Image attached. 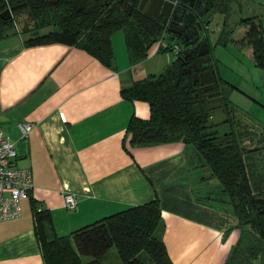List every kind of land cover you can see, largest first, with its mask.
Instances as JSON below:
<instances>
[{"label": "crops", "instance_id": "crops-1", "mask_svg": "<svg viewBox=\"0 0 264 264\" xmlns=\"http://www.w3.org/2000/svg\"><path fill=\"white\" fill-rule=\"evenodd\" d=\"M239 1L264 28V0ZM31 37L0 40V129L14 143L13 164L29 168L32 181L20 200L21 215L0 221V264L42 262L32 200L50 212L56 235L64 237L156 197L158 235L172 264H225L240 229L232 210L203 201L211 175L192 148L181 141L128 143L129 118L148 119L150 108L146 101L124 99L121 89L158 75L176 55L163 53L155 41L145 58L133 62L118 30L106 66L62 41L26 44ZM21 123L32 124L26 137ZM67 192L77 200L73 209L63 206Z\"/></svg>", "mask_w": 264, "mask_h": 264}, {"label": "trees", "instance_id": "trees-1", "mask_svg": "<svg viewBox=\"0 0 264 264\" xmlns=\"http://www.w3.org/2000/svg\"><path fill=\"white\" fill-rule=\"evenodd\" d=\"M217 0H204V15L214 9ZM204 19V18H203ZM206 20V19H205ZM47 26L54 28L38 33ZM207 22L200 28L206 29ZM33 37L26 44L62 41L78 46L92 54L104 65L113 59L111 36L122 30L130 59L140 61L151 44L166 33L161 19L138 9L112 8L102 11L98 6L80 0H66L55 15H38ZM236 31V33H235ZM188 34V40L194 35ZM200 37L187 46L188 55L176 54L158 75L134 81L121 89V96L129 101L148 102L150 115L140 119L132 115L126 126L130 146H147L181 141L190 146L201 167L210 171L221 184L224 202L231 205L240 237L225 264H264V144L252 141V130H234L218 134L208 132L207 121L216 102L226 106L227 123L232 124L225 99L209 101L221 96L220 79L211 69L212 88L194 81L186 70L195 60ZM238 52L251 58L255 67L264 70V28L257 16L236 23L225 36ZM184 48V47H183ZM162 50H168L162 48ZM259 141V139H256ZM34 233L40 247V264H104L108 250L115 247L121 264H172L166 247L158 235L162 225L159 199L129 207L82 227L68 236L58 237L51 214L38 210L31 201ZM253 233L260 238L258 244Z\"/></svg>", "mask_w": 264, "mask_h": 264}, {"label": "rangeland", "instance_id": "rangeland-1", "mask_svg": "<svg viewBox=\"0 0 264 264\" xmlns=\"http://www.w3.org/2000/svg\"><path fill=\"white\" fill-rule=\"evenodd\" d=\"M215 6L209 13L203 15L207 27L200 30L199 37L208 44L211 59L205 65L211 68L221 81L218 91L227 103L232 124L223 121L210 125L207 130L221 134L229 132L232 127L234 130L249 129L252 130V141L261 146L264 144V78L259 74V68L254 66L251 58L238 52L230 43L226 45L221 43V37L225 36L226 31L242 19L253 15L248 14V9L239 0H217ZM35 31L36 29H33V33ZM163 42L170 46L176 43L183 49L181 40L167 31L163 35ZM163 53L176 55L175 52L168 50ZM262 155L264 156V153ZM206 187L209 193L203 201L215 207L231 210V205L221 200L223 198L221 184L217 178L208 177ZM252 237L258 244L260 243L261 240L255 233ZM103 263L121 264L115 247L108 250Z\"/></svg>", "mask_w": 264, "mask_h": 264}, {"label": "flooded vegetation", "instance_id": "flooded-vegetation-1", "mask_svg": "<svg viewBox=\"0 0 264 264\" xmlns=\"http://www.w3.org/2000/svg\"><path fill=\"white\" fill-rule=\"evenodd\" d=\"M64 1L66 0H0V40L7 36H30L38 24V15L53 16L58 14L60 12V6ZM80 2L86 5L98 6L102 11H109L115 7L116 10H128V13L132 9H138L146 13L147 6L145 4L143 9H139L141 0H80ZM174 5L179 6L180 9L186 7V3L183 0H175ZM187 8L189 11L195 13L199 9V4L194 2L193 7ZM205 23L206 20L202 16L200 18L201 26ZM174 30L176 32L178 28ZM183 34L194 35L193 29L188 27ZM205 67L204 65L201 71L210 74L211 69ZM206 88H212L211 82L207 83ZM220 107L221 103L216 102L211 111L214 112ZM224 111L226 112V106Z\"/></svg>", "mask_w": 264, "mask_h": 264}, {"label": "water", "instance_id": "water-1", "mask_svg": "<svg viewBox=\"0 0 264 264\" xmlns=\"http://www.w3.org/2000/svg\"><path fill=\"white\" fill-rule=\"evenodd\" d=\"M175 0H141L139 9H143L145 4L146 14L152 16L156 19L161 18L162 24L165 26L166 31L181 40L183 49H181L178 54L186 56L189 54L187 46L192 45L195 40L199 38L200 28V18L204 15V0H183L186 3V7L180 9L179 6L174 5ZM194 2L199 4V9L195 13L188 10L187 7H193ZM206 24V23H205ZM191 27L193 29V34L195 38L193 40H188V36L183 34V32ZM178 28L175 32L174 29ZM211 56L209 54L208 44L206 42H201L198 46L197 53L195 55V60L187 68V72L192 74L194 81H201L202 83H207L210 80V76L205 72H202L204 65L209 62ZM214 73V71H211ZM209 101H220L222 102V96L213 97ZM228 116L224 111V105L212 112L208 118L207 126L216 124L219 122L227 121Z\"/></svg>", "mask_w": 264, "mask_h": 264}, {"label": "built area", "instance_id": "built-area-1", "mask_svg": "<svg viewBox=\"0 0 264 264\" xmlns=\"http://www.w3.org/2000/svg\"><path fill=\"white\" fill-rule=\"evenodd\" d=\"M161 48H167L177 54L181 47L173 43L171 46L158 40ZM22 137H26L32 129L31 123L18 125ZM16 156L14 143L0 129V221L11 220L21 215L20 200L25 198L32 189L31 172L29 168L13 164ZM77 200L72 193L63 195V206L66 209L76 207Z\"/></svg>", "mask_w": 264, "mask_h": 264}]
</instances>
